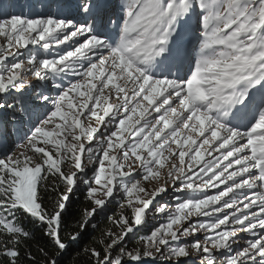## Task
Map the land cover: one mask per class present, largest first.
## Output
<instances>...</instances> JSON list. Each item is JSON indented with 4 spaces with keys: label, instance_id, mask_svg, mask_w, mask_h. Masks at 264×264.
<instances>
[{
    "label": "snow or ice",
    "instance_id": "6c2138e0",
    "mask_svg": "<svg viewBox=\"0 0 264 264\" xmlns=\"http://www.w3.org/2000/svg\"><path fill=\"white\" fill-rule=\"evenodd\" d=\"M101 222L72 264H264V0H0V264Z\"/></svg>",
    "mask_w": 264,
    "mask_h": 264
},
{
    "label": "trees",
    "instance_id": "16d2710c",
    "mask_svg": "<svg viewBox=\"0 0 264 264\" xmlns=\"http://www.w3.org/2000/svg\"><path fill=\"white\" fill-rule=\"evenodd\" d=\"M77 197H79V200L77 199ZM72 199H73V203H72L71 209H70V211L72 212V214L71 215H68L66 217V220H65L66 227L64 229V232L65 233L68 232V231L75 230V228H74V221L78 217V213L76 212V209L82 207L83 204H84L83 196L80 195L79 193L75 194ZM98 219H100V218H98ZM104 227H105V223L104 222H101L100 223V228L97 229V232L96 233L91 232L90 229L87 232H85L84 235H83V237L81 238V240L78 241L77 244H73L71 246V248L69 249V253L68 254H65L61 258L60 264H72L73 257L75 255L76 250L82 249L83 247L88 246L89 243L91 242V240L93 239V237L94 236H98L99 230L100 229H103ZM36 234H37L38 237L41 235V233L39 231H37ZM63 234L64 233H62V235ZM39 242L41 244H43L45 241L41 239ZM31 243H33V246L35 247V242H31ZM38 259H39V257H38ZM76 264H86V261L85 260L76 261Z\"/></svg>",
    "mask_w": 264,
    "mask_h": 264
},
{
    "label": "rangeland",
    "instance_id": "374dc122",
    "mask_svg": "<svg viewBox=\"0 0 264 264\" xmlns=\"http://www.w3.org/2000/svg\"><path fill=\"white\" fill-rule=\"evenodd\" d=\"M13 2L19 3V4H24L26 2V0H13ZM17 10H19V9H17Z\"/></svg>",
    "mask_w": 264,
    "mask_h": 264
}]
</instances>
